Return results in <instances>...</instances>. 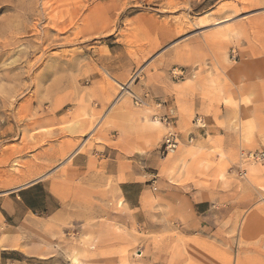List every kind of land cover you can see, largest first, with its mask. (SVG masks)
<instances>
[{
	"label": "rangeland",
	"instance_id": "obj_1",
	"mask_svg": "<svg viewBox=\"0 0 264 264\" xmlns=\"http://www.w3.org/2000/svg\"><path fill=\"white\" fill-rule=\"evenodd\" d=\"M262 150L264 0H0V264H264Z\"/></svg>",
	"mask_w": 264,
	"mask_h": 264
},
{
	"label": "built area",
	"instance_id": "obj_2",
	"mask_svg": "<svg viewBox=\"0 0 264 264\" xmlns=\"http://www.w3.org/2000/svg\"><path fill=\"white\" fill-rule=\"evenodd\" d=\"M175 75L178 76H183L184 75V71L183 69H179L178 73H175ZM148 98V94H146L144 97H139L137 99V104H146V100ZM158 106H161V103H157ZM176 118L175 114H174V109L173 108H169L168 112L164 115H160V116H155L156 120H159L161 122H164L168 125H170V131L165 135L164 140H163V144H162V149H163V154L164 155H169V154H173L175 151H177L179 145H180V136L178 134V132L174 131V127L173 124L174 123V119ZM195 125L197 128L201 129V130H206L207 128V123L205 121V119L203 117H197L195 120ZM191 141L194 140V137L191 136L190 138ZM247 159L250 161H254V162H262L264 161V151H255V152H251L247 155ZM239 175L244 177L247 174V168L244 166V164L242 163L239 166Z\"/></svg>",
	"mask_w": 264,
	"mask_h": 264
},
{
	"label": "crops",
	"instance_id": "obj_3",
	"mask_svg": "<svg viewBox=\"0 0 264 264\" xmlns=\"http://www.w3.org/2000/svg\"><path fill=\"white\" fill-rule=\"evenodd\" d=\"M173 106H174V105H173ZM173 106H172V107H173ZM172 107H171L170 105L166 106L167 111H168L169 108H172ZM174 107H175V106H174ZM199 132L208 133V130L206 129V131H205V130H201V129H200Z\"/></svg>",
	"mask_w": 264,
	"mask_h": 264
},
{
	"label": "bare ground",
	"instance_id": "obj_4",
	"mask_svg": "<svg viewBox=\"0 0 264 264\" xmlns=\"http://www.w3.org/2000/svg\"><path fill=\"white\" fill-rule=\"evenodd\" d=\"M123 88H124V90H126L127 92H129V89H128L127 86H124ZM121 95H123V93H122ZM176 152H177V151H175L173 154H175ZM120 204L123 205V202H122V203L120 202Z\"/></svg>",
	"mask_w": 264,
	"mask_h": 264
}]
</instances>
